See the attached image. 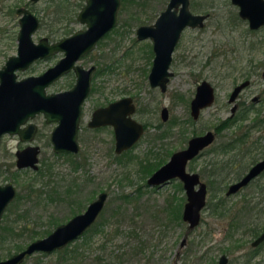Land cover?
<instances>
[{"label": "flooded vegetation", "instance_id": "1", "mask_svg": "<svg viewBox=\"0 0 264 264\" xmlns=\"http://www.w3.org/2000/svg\"><path fill=\"white\" fill-rule=\"evenodd\" d=\"M40 1L43 0H17L16 2L13 1L12 4H10L9 2H7V0H0V9L2 10V14L4 16H6L7 18H11L14 13L17 15V22L15 23L17 24V29L15 32L12 31V33L9 32V34L8 31L5 30L3 25L0 26V30H2L0 32V84L3 79L9 78L12 74L14 75L15 81H19L29 77L36 78L44 74L50 68L58 65L60 67L55 78L45 83L43 80L41 81V83H37L39 84V86L43 87L45 94L50 95L55 93L57 94V96L60 95L59 98L61 99L56 104L57 112L55 113V115L57 114V117L59 119L55 116L56 118H52L49 120L44 112L38 111L33 115L28 116L23 122H20L18 124L17 129L19 131L4 130L0 134V149L2 148L3 144L7 148V150L11 152V155L14 156V158L10 159V161L4 166L5 173L10 175L11 179H0V186H5L8 184L11 185L14 189L13 195L8 198L0 213V240L4 242L6 239H14V237L16 238L21 235L15 231L17 230L16 224H18L20 220H24L25 216L23 212H29L31 214L30 205L24 208L27 203L31 204V200H33V202H35L34 206L37 204L38 206H44L47 204L45 199L46 195L43 192V190H46V187L43 184L45 180L41 179L40 177L34 176L31 177V179L23 178V176H26L23 175L25 174V169L38 172L39 174L41 163L45 165L44 169H48V171L50 172H47V170L40 171V175L51 173V162H48L46 161V159L44 160L41 157V152L43 151L44 146H49L52 149L53 154L69 156V166L71 167V171L77 173L78 169L89 167V164H91V161L88 160L89 158L80 159L79 157V153L81 151L80 138L82 137L83 131H90L88 137H92L94 133H97L99 135L101 134V136H98L97 141H99V143H108V146L112 148L113 151L114 159L112 163H120L121 161H125V159L130 160L137 156L135 154H130V149H132L142 140L148 130L153 129L152 132H149L148 141L152 143H154V141H157V143L154 145L155 149L157 150H153L152 148H150L148 151L154 157L156 156L157 160L150 161L149 158L144 162L138 160V162L140 163V170L143 172V174H149V177L158 167L167 162L175 151L186 148L191 138L210 134L209 141L201 148H199L197 153L193 157L189 158L185 165L186 171L196 172L198 174L199 182L194 185V188L197 189L201 183L205 185V202L200 210V220L198 224L190 227L189 222L183 218L184 207L187 201V193L184 187V181L180 177L173 176L163 182L156 184H150L147 181V177L146 182L149 186H154L155 188H159L161 186H165L167 184L175 182L177 189H183L184 197L182 199H185L184 202H178L175 206L171 205L167 207L166 211L171 215V220H182L186 223L187 233L203 221L202 213L205 208H209V213L211 215L225 218L226 215L231 211L233 205H230V203L228 202L230 199H237V196H242V198H246V200L257 199V201L245 206V209L249 211L254 210L255 215L250 217L246 222V234L249 235V238L246 242H242L238 246H244L245 248V260L241 264H261L260 258H255H257L261 254L263 255L261 249L264 246V239L259 241L257 244H254V241L264 232V218L260 216L258 209L255 211V208H257V205H259L261 199L264 200V168L260 170L256 175L250 177L245 184L241 185L235 191H228L231 184L240 181L254 164L264 159V97L261 93L255 94L254 92H252V90H249L255 83L258 82L257 80L253 79V75L256 69L252 68L239 70L240 72H243V74L240 77L233 78L231 80H214L209 75L197 74L193 91L190 95L186 96L187 101H189V117L184 120V123L194 125V123L201 121L202 117L203 122H200L199 127L192 128L191 134L186 137V142L183 147L173 150L167 147V143H170V140L175 137L171 128L176 122H178V118L170 117V110L166 104H161V108L159 111L160 119H158L157 121L147 122L138 118L136 114L139 109H142L140 108V105L142 104V100H145V97L143 95L146 93V90H140L139 83L136 82L135 78L133 79V88L136 90L138 89L135 93H126V89L122 85L121 80L127 77V71L130 70L132 72L133 70V66L131 67V65L127 66L126 64H123L128 55L127 47H122V44H120V42L114 43V47L116 46L118 49L121 47L122 48L119 50L117 57H113L112 60H108V51L104 50L107 48V50H109V52L111 53L110 49L108 47H105L104 41L106 40V38L112 35V33L116 31L120 33V30L118 28L121 24V11L123 9H129L132 5H139L138 12H144L147 7L143 6V0H120L119 5L116 9L115 25L107 30L102 36H100L90 49L84 51L81 54H77L76 52L74 54V42L67 41L66 38L72 36L77 30L87 28V22L83 21L80 18V16L82 15L80 13L86 6L87 0H45L52 3V8L49 10H45V14L42 16H39L38 10H36V5ZM169 1L170 0L166 1L164 8L158 11L150 22H140L136 26L134 33L136 40L140 42L146 41L148 43L149 51L146 53V55L140 52L139 54L145 56V58L148 59L147 81L150 88H157L162 92V94L168 93L169 95H171V92H169L168 83L170 77L173 75V72L170 69V66L173 62V54L175 50L178 49V46L180 45L186 31L190 29L202 30L204 28L207 19L211 16V12L207 10V6H215L217 5V2L215 0L209 2H206V0H188V8L193 15H204V18H202L201 20L202 25H186L181 29L180 35L176 43L174 44V48L171 53V61L168 69L172 72V74L168 76L165 89H161L158 84L151 85L149 79V73L155 55L153 41L150 36L139 38L136 29L141 25L154 23L160 13L166 9ZM227 3L235 7L236 17L241 21H246L247 26L250 30H258L262 26H264V24H262L256 28L250 27L248 19L243 18L239 14V5L234 3L232 0H228ZM181 6L182 3L180 2L176 7L173 6L171 9H175L176 13L179 14ZM135 12L136 13L132 14V17L137 16V11ZM27 14L33 15L35 17L34 25H32L33 19H31ZM48 15H50V17H45ZM44 18H48L52 22H45ZM63 19L65 20V24L63 27L54 28V31L49 33L39 32L44 24H46L47 29H50L53 22L57 23ZM75 22L81 24V27L75 29L70 26ZM31 25L32 30H30ZM62 28L66 30L62 32ZM53 44H55L56 48L53 51L49 52L48 46ZM194 47L195 44H192L187 50L186 55L189 53V50H192ZM52 57L54 58L53 63L46 65L40 71H34V73L29 72L32 71L36 63L51 59ZM263 64H260V66ZM207 66H210L209 63L200 64L197 70L199 72H202L206 68H208ZM222 66L223 68L221 70L223 72L229 73L235 70L238 71V69L231 70L229 66L224 63H222ZM139 68L142 69L141 67H138L136 71L139 70ZM88 71L90 72L88 73ZM227 75L228 74L226 73L219 74V77L223 78ZM261 76L264 82V66L261 71ZM79 78H81L83 82H88V91L80 103V115L78 118V126L75 137L77 148L75 150L61 149L59 151H56L54 150L52 133L57 126L61 125V118L64 120L69 119L71 123L73 122L79 101L78 95H74L73 90L79 83ZM202 81H207L210 84L213 96L210 102L200 106L197 112H193L192 100L196 96L197 87L202 83ZM243 83L245 84L237 91V93L233 94L235 88ZM52 87L54 88L52 89ZM69 91L71 95L68 96L65 93H68ZM107 93L110 94L107 95ZM35 94L38 95L37 93ZM62 94L67 97H63ZM112 94L116 95L112 96ZM172 96L173 95H171V97ZM174 96L180 97L179 94H174ZM90 97H95L96 99H94L89 110L86 112V102H88ZM126 97L130 98L129 104L133 106L132 112L127 114L128 105L126 102H123L113 109L110 108V105L112 103L118 102ZM257 104H260V106L257 107ZM100 108H108L106 110L108 120L103 123L90 124L93 119L94 112ZM85 115H87V117H85ZM122 115L124 117L130 115L132 119L141 123L142 131L131 145H129L128 147H124L121 150H117L115 126L110 121L111 118H113L114 120H118ZM39 119H42V121H39ZM48 123L54 124L51 128H49L48 133L44 134L42 124ZM83 127H85L84 130ZM60 130L63 134L67 129L60 128ZM186 132V127L183 126L179 131V135L182 137V135H184ZM6 136L12 138V140H15L16 143L14 145H9L8 140H5ZM45 136H47L46 140L49 141L47 144H45ZM89 140L93 142L95 139L92 138ZM32 147L37 148V160L34 161V163H24L23 161H19V163H21L19 164L17 153L24 150H30ZM168 148L170 150H168ZM163 149L165 152L170 153L169 158L165 162L163 157L160 158V155L162 154L159 152ZM197 160H200V165L198 167H195L194 163ZM65 163L69 164L68 161ZM3 165L4 164L0 161V170ZM144 166L147 167L144 168L146 170H142ZM149 168H151V170H148ZM34 181H38V183L34 184ZM147 184L145 183L144 185ZM140 186H142V184H139L137 190H140ZM72 189H74V183H72L71 187L67 186L65 188L66 193L70 197L64 198V202L65 204L70 205V207L76 202L75 196L71 197ZM245 189L249 191L243 193ZM101 192L106 193L102 208L98 213L96 219L84 230L81 235H83L85 232L87 233L88 231L96 230L98 226L97 219L105 209L109 197V192H107L106 190L99 191L97 195L92 198L82 210L81 208L79 210L76 207L70 217H68L64 222L57 224L55 227L67 222L76 214L83 212L88 204L96 199ZM128 195L129 194L125 193L123 194V197H128ZM173 196H176V194H173ZM58 198L60 199L61 196H59ZM48 199L53 200L55 199V197L51 194H48ZM21 206H23L22 209L19 208ZM242 208L244 209V207ZM240 211L236 214V217L240 216ZM114 213L117 212L114 211ZM241 226H245V223L237 224V222H235L234 216H232L231 219L229 218L227 227L229 228V230H234V228H239ZM29 227L30 225L26 223L22 226V229L20 228L18 231L21 232L22 230L28 229ZM52 230H50L47 234H49ZM233 232L234 231H228L227 236L232 235ZM77 238L69 241L64 246L53 251L60 252L61 260L67 258V256L65 255L67 252H70V254L72 255L73 253L75 254L76 249H70V245ZM185 238L182 240L181 244L185 243ZM35 239L30 240L25 244V246L18 245L17 251L9 254L4 258H0V260L8 258L12 254L23 250L31 241ZM247 242H249V244H247ZM31 254L25 256L21 263H23L24 260ZM222 254L227 257L226 264H230V258L226 253H221L218 256L216 264H218L219 258ZM60 261H58V263H60ZM104 263L111 264L109 261H106Z\"/></svg>", "mask_w": 264, "mask_h": 264}, {"label": "rangeland", "instance_id": "2", "mask_svg": "<svg viewBox=\"0 0 264 264\" xmlns=\"http://www.w3.org/2000/svg\"><path fill=\"white\" fill-rule=\"evenodd\" d=\"M13 1L16 2L17 0H7L10 4ZM166 1L143 0V6L147 9L140 13L138 12L139 5H132L129 9H123L120 14L121 24L118 28L120 33L116 31L104 41L105 47H108L111 53L107 48L104 50L108 51V60H112L113 57H117L122 47H127L128 55L123 64L133 66V70L132 72L127 71V77L121 80L122 85L125 87L126 93H135L138 90L133 88V79L135 78L136 82L139 83L140 90H146L143 95L145 100H142L140 105V108L144 110L139 109L137 111L136 116L138 118L147 122L157 121L160 119L161 104H166L169 107L170 117L178 118V122L171 128L175 137L170 140V143H167V147L175 150L183 147L192 128L199 127L200 122H203L202 117L201 121L194 123V125L184 123V120L189 117V101H187L186 96L193 91L197 74L209 75L214 80H231L243 74L239 70L255 68L253 79L258 82L249 90L255 94L261 93L264 97V82L261 76L264 66V26L258 30H250L246 21H241L236 17V9L227 3L228 0H215L217 5H208L207 10L211 12V16L207 19L204 28L186 31L178 49L173 54V62L170 66L173 75L168 83L169 92L173 95L171 97L168 93L162 94L157 88H150L147 81L148 59L139 54L140 52L146 55L149 51L148 43L136 40L134 33L136 26L140 22H150L155 14L164 8ZM209 1L212 0H206V2ZM51 8L52 3L45 0L36 5L39 16L44 15L45 10ZM135 11H137V16L132 17V14L136 13ZM45 17H50V15ZM44 19L45 22H52L48 18ZM16 22L17 15L15 13L11 18H7L0 9V26L3 25L8 33L16 31ZM64 24V19L57 23L53 22L52 30L51 28L47 29L46 24H44L39 32L49 33L54 31V28L63 27ZM70 26L76 29L81 27V24L75 22ZM65 30L61 29L62 32ZM116 42H120L122 47L119 49L114 47ZM192 44H195V47L189 50L186 55ZM53 61L54 58L52 57L36 63L32 71L29 72L40 71ZM204 63H209L210 66L199 72L198 66ZM222 63L227 64L231 70L238 69V71L223 72L221 70L223 68ZM260 64L263 65L260 66ZM135 65L142 69L139 68L136 71ZM225 73L228 74L226 77H219V74ZM109 94L107 93V95ZM174 94H179L180 97H176ZM94 99L96 98L90 97L86 102V112ZM258 106L260 104H257ZM53 124H42L43 133L47 134ZM183 126L186 127L187 132L181 137L179 131ZM84 129L85 127H83ZM152 131L153 129L148 130L142 140L130 149V154L137 156L130 160L125 159L120 163H112L113 151L108 143L97 141L101 134L94 133L92 137H88L90 131H83L80 138L81 151L79 157L80 159L89 158L91 164L89 167L78 169L77 173L71 171L69 156L53 154L49 146H44L41 157L51 162V173L40 175V171L47 170L50 172L48 169H44L45 165L41 163L39 174L28 169H25V174H22L26 175L23 178L31 179L34 176L45 180L43 184L46 190L43 192L46 195L47 204L34 206L35 202L31 200V204L27 203L24 206V208L31 206V214L23 212L24 220H20L16 224L17 230L15 231L21 234L20 236L14 237V239H6L4 242L0 240V258L17 251L18 245L25 246L30 240L45 236L57 224L70 217L76 207L82 210L99 191L106 190L109 192V197L105 209L97 219V229L99 230L85 232L74 240L70 249H76L75 254L72 255L67 252L65 254L67 258L61 260L58 251L35 252L21 264H102L106 261L111 264H216L221 253H226L229 256L230 264H241L245 260V248L238 245L246 242L249 238V235L246 234V222L255 215L254 210L249 211L245 209V206L257 201V199L246 200L242 196H237V199H230L228 202L233 205L225 218L211 215L209 208H205L202 213L203 221L187 233L186 223L182 220H171V215L166 211L167 207L175 206L178 202H184L185 199H182L184 197L183 189H177L175 182L159 188L149 186L146 182L149 174H143L140 170L138 160L143 162L148 158L150 161L157 160V157L148 151L150 148L157 150L154 146L157 141L154 143L148 141L149 132ZM5 138L9 145L16 143L8 136ZM92 138L95 139L93 142L89 140ZM48 142L46 140L45 144ZM169 148L168 150H170ZM159 152L162 154L160 158L163 157L165 162L170 153L165 152L164 149ZM13 158L11 152L2 144L0 161L4 165L0 170V179H11V176L5 173L4 166ZM67 161L69 164L65 163ZM199 165L200 160H197L194 166L198 167ZM37 183L38 181H34V184ZM72 183H74V189H72L71 197L75 196L76 202L70 207V205L65 204L64 198L70 197L65 188L71 187ZM145 183L148 186L144 185ZM139 184L142 186H140V190H137ZM248 191L245 189L243 193ZM125 193L129 194L128 197H123ZM48 194L53 195L55 199H48ZM58 195L61 196L60 199ZM19 208L22 209L23 206ZM257 209L260 216L264 218L263 199L255 211ZM239 211L240 216L236 217ZM232 216L235 217L237 224L245 223V226L229 230L227 227L229 218L231 219ZM26 223L30 227L19 232L18 230L22 229ZM228 231L234 232L227 236ZM184 238L185 243L181 244ZM261 250L263 255H259L255 259L260 258L261 264H264V246Z\"/></svg>", "mask_w": 264, "mask_h": 264}, {"label": "water", "instance_id": "3", "mask_svg": "<svg viewBox=\"0 0 264 264\" xmlns=\"http://www.w3.org/2000/svg\"><path fill=\"white\" fill-rule=\"evenodd\" d=\"M119 1L120 0H87L86 6L80 13L82 14L80 18L87 22V28L77 30L72 36L66 38L67 41L74 42V54L75 52L81 54L90 49L100 36L115 25L116 9L119 5ZM232 1L239 5V14L243 18L248 19L250 27L256 28L264 24V0ZM180 2L182 6L180 7L179 14H177L176 10H172L171 8L173 6L176 7ZM27 15L33 19L32 25H34L35 17L29 14ZM202 18H204V15H193L189 11L188 0H170L166 9L160 13L154 23L141 25L136 29L139 38L150 36L153 41L155 55L149 73L151 85L158 84L161 89H165L168 76L172 74L168 69L171 61V53L180 35L181 29L186 25H202ZM32 25L30 30H32ZM48 48L50 52L53 51L56 46L53 44L49 45ZM59 67L60 66L56 65L36 78L29 77L15 81L13 74L10 75L9 78H2L3 80L0 84V134L4 130H18L17 127L20 122H23L28 116L38 111L44 112L49 120L57 117V114L55 115L57 112L56 104L61 100L59 98L60 95L57 96L55 93L50 95L45 94L43 87L39 86L38 83H41L42 80L45 83L55 78ZM89 72L90 71H88V73ZM244 84L245 83L237 86L233 94H236ZM87 91L88 82H83V80L79 78V83L73 90L74 95H78L79 98L77 111L75 112L72 123L69 119L64 120L61 118V125L54 129L52 133L54 150H75L77 148L75 137L80 115V103ZM65 94L68 96L71 95L70 91ZM62 95L65 98L67 97L64 94ZM212 96L210 84L207 81H202V83L198 85L196 96L192 100L193 112H197L200 106L210 102ZM129 101V97L123 98L118 102L112 103L110 108L113 109L123 102H126L128 105L127 114H129L133 111V106L129 104ZM107 109L108 108L97 109L93 114V119L90 124L107 121ZM110 122L115 126L117 150L131 145L142 131V124L132 119L130 115L126 117L122 115L118 120L111 118ZM60 128L67 130L62 134ZM209 139L210 134L191 138L186 148L175 151L170 159L158 167L147 180L150 184H156L173 176H178L184 181L187 201L184 207L183 218L189 222L190 227L199 223L200 210L205 202V185L201 183L198 188L195 189L194 185L199 182L198 174L196 172L186 171L185 165L187 160L193 157L199 148L206 144ZM36 152V147L18 152V163L19 161L34 163V161L37 160ZM263 168L264 159L254 164L240 181L231 184L228 191H235ZM13 193L14 189L11 185L7 184L5 186H0V213L8 198H10ZM105 195V192H101L96 199L88 204L83 212L76 214L67 222L58 225L46 236L31 241L23 250L12 254L8 258L0 260V264H20L25 256L35 251L50 252L77 238L96 219L102 208ZM263 239L264 232L256 238L254 244H257ZM226 262L227 257L222 254L218 264H226Z\"/></svg>", "mask_w": 264, "mask_h": 264}, {"label": "trees", "instance_id": "4", "mask_svg": "<svg viewBox=\"0 0 264 264\" xmlns=\"http://www.w3.org/2000/svg\"><path fill=\"white\" fill-rule=\"evenodd\" d=\"M260 121V120H259ZM258 125H261V124H258ZM144 168H147L146 166H144L143 168H142V170H146V169H144ZM152 168V167H151ZM151 168H149L148 170H151Z\"/></svg>", "mask_w": 264, "mask_h": 264}]
</instances>
